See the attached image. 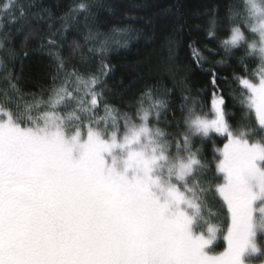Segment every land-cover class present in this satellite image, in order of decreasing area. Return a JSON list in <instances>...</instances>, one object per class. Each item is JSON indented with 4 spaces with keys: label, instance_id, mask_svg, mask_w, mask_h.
<instances>
[{
    "label": "snow or ice",
    "instance_id": "snow-or-ice-1",
    "mask_svg": "<svg viewBox=\"0 0 264 264\" xmlns=\"http://www.w3.org/2000/svg\"><path fill=\"white\" fill-rule=\"evenodd\" d=\"M181 7L155 69L171 86L145 84L134 118L135 83L90 66L126 46L130 29L94 30L108 0H0V264H264V0H209L203 28ZM19 38L47 89L18 86Z\"/></svg>",
    "mask_w": 264,
    "mask_h": 264
},
{
    "label": "trees",
    "instance_id": "trees-1",
    "mask_svg": "<svg viewBox=\"0 0 264 264\" xmlns=\"http://www.w3.org/2000/svg\"><path fill=\"white\" fill-rule=\"evenodd\" d=\"M44 2L50 4L54 0H44ZM62 2L68 5L73 0H62ZM208 2L209 0H108V3L114 6L115 14H110L106 11L96 13L100 24L98 29L94 30L108 33L114 27L130 29L126 35L119 38L121 45L126 46H113L103 58L100 56L90 58V66L93 70L99 68L102 59L113 66V77L109 80V84L119 83L120 81H124L126 85L135 83L136 86L123 97L124 105L122 111L128 112L129 115L134 117L135 105L132 102L145 84L158 82L168 84L169 87L171 86L169 83L171 77H168L166 80L164 78L166 72L163 70L157 72L155 69L159 58L167 54V49L163 53L159 49L164 44L169 33L176 27L174 6L178 3L182 5L179 12L190 26L195 27L199 25L203 28L208 18L203 15L205 10L201 5ZM54 11L60 14L63 9H54ZM185 33H187V29H185ZM83 35L84 30L81 29L79 33L69 36V43H71L72 39H76L77 42L84 45ZM199 35L203 37V33H199ZM225 38H227V32L221 29L217 39ZM21 39L16 40L14 51L19 56H23V52L28 51L31 60L15 62V74L19 77L18 86L24 92H38L41 86L47 89L51 83V77L48 75L49 70L47 65L49 61L47 57L44 53L35 50V46L29 49H22L20 47ZM249 39H252L251 35ZM209 46L211 47L212 45L210 44ZM87 47H92V45L88 44L84 46L85 53ZM69 51L66 48L65 55H68ZM173 52V59H175V55L177 54L181 58L188 54L186 48L183 50L174 49ZM79 54L76 53L75 57L77 58L72 60V64L77 67L81 66L78 59ZM3 55V51L0 50V56ZM234 55L239 56L241 52H236ZM219 58L217 57V59ZM229 62L231 63V60ZM246 63H248L250 69H254L257 66L256 59H250ZM225 74L230 75L228 72ZM6 87L7 84L0 79V90ZM196 87L199 88L200 85L197 84ZM45 98L47 97L45 96ZM117 106L121 107V104L118 103ZM229 111H235V109L229 108ZM160 127L165 128L170 134L176 132L175 127H168L163 122L160 124ZM214 140L218 147L223 146V138L214 137ZM196 143L199 146V140ZM209 158L211 157L209 156Z\"/></svg>",
    "mask_w": 264,
    "mask_h": 264
}]
</instances>
